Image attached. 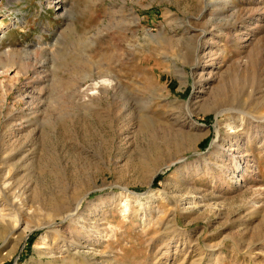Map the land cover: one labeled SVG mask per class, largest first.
Masks as SVG:
<instances>
[{
	"label": "rangeland",
	"instance_id": "374dc122",
	"mask_svg": "<svg viewBox=\"0 0 264 264\" xmlns=\"http://www.w3.org/2000/svg\"><path fill=\"white\" fill-rule=\"evenodd\" d=\"M0 264H264V0H0Z\"/></svg>",
	"mask_w": 264,
	"mask_h": 264
},
{
	"label": "bare ground",
	"instance_id": "6f19581e",
	"mask_svg": "<svg viewBox=\"0 0 264 264\" xmlns=\"http://www.w3.org/2000/svg\"><path fill=\"white\" fill-rule=\"evenodd\" d=\"M59 4H61V1H60V3ZM113 84H112V82L111 81H107V80H104V81H101V82H99V83H97V84H95V87L97 88V87H107V88H113V86H112ZM233 133H235V132H233ZM234 163H235V165L239 168V162H238V160H232ZM256 246V245H255ZM254 246V247H255Z\"/></svg>",
	"mask_w": 264,
	"mask_h": 264
}]
</instances>
